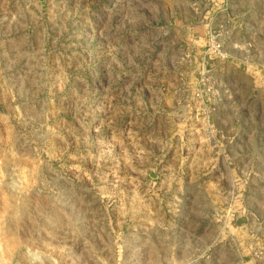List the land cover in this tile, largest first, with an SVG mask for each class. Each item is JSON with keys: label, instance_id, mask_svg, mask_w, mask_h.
<instances>
[{"label": "rangeland", "instance_id": "1", "mask_svg": "<svg viewBox=\"0 0 264 264\" xmlns=\"http://www.w3.org/2000/svg\"><path fill=\"white\" fill-rule=\"evenodd\" d=\"M257 2L0 0V264H264Z\"/></svg>", "mask_w": 264, "mask_h": 264}, {"label": "crops", "instance_id": "2", "mask_svg": "<svg viewBox=\"0 0 264 264\" xmlns=\"http://www.w3.org/2000/svg\"><path fill=\"white\" fill-rule=\"evenodd\" d=\"M246 1V0H245ZM248 7V6H246ZM255 9H257L255 11V13L257 15H259L260 19L262 18V16H264V12L262 11L264 9V2L262 1H259L255 4V6H253ZM246 10V9H245ZM264 22V19L263 20H260L259 21V25H258V29H257V33H260V34H264V25L262 24ZM261 39V36L259 35V37Z\"/></svg>", "mask_w": 264, "mask_h": 264}]
</instances>
